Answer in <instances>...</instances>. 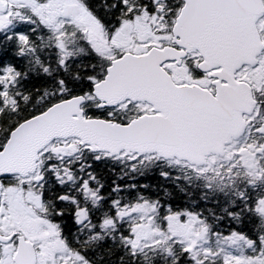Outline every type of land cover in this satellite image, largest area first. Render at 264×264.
I'll list each match as a JSON object with an SVG mask.
<instances>
[{"label": "snow or ice", "instance_id": "snow-or-ice-1", "mask_svg": "<svg viewBox=\"0 0 264 264\" xmlns=\"http://www.w3.org/2000/svg\"><path fill=\"white\" fill-rule=\"evenodd\" d=\"M0 264H264V0H0Z\"/></svg>", "mask_w": 264, "mask_h": 264}]
</instances>
